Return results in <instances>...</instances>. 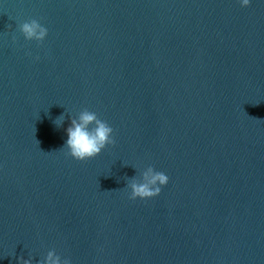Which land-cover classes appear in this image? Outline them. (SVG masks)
<instances>
[{"label":"water","instance_id":"95a60500","mask_svg":"<svg viewBox=\"0 0 264 264\" xmlns=\"http://www.w3.org/2000/svg\"><path fill=\"white\" fill-rule=\"evenodd\" d=\"M85 108L116 143L79 161L61 148ZM149 166L168 184L130 199ZM52 250L264 264V0H0V264Z\"/></svg>","mask_w":264,"mask_h":264},{"label":"clouds","instance_id":"9594fccd","mask_svg":"<svg viewBox=\"0 0 264 264\" xmlns=\"http://www.w3.org/2000/svg\"><path fill=\"white\" fill-rule=\"evenodd\" d=\"M250 2L251 0H241L242 6H248ZM19 28L27 40L43 42L48 35L47 27L37 19L25 21L19 25ZM57 119L54 121L56 126H62L64 117L60 124H57ZM66 131L68 138L61 149L66 148V154L79 161L94 158L108 145H115L116 143L113 135L114 129L107 121L102 120L96 112L87 108L79 113L78 118L72 119ZM169 179L170 177L163 171H157L153 166H149L141 173V178H133L129 182L128 188L131 189L129 198L135 200L137 198L155 197L161 193L162 186L167 185ZM20 259L22 264H32L31 259H24L23 257ZM40 264H45V261H41ZM46 264H71V260H62L61 256L52 250L47 254Z\"/></svg>","mask_w":264,"mask_h":264}]
</instances>
